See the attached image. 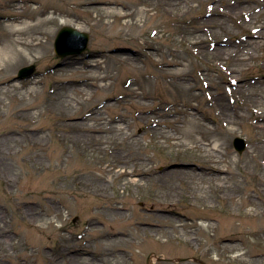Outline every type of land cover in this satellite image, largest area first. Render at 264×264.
Returning <instances> with one entry per match:
<instances>
[{"label": "rangeland", "instance_id": "1", "mask_svg": "<svg viewBox=\"0 0 264 264\" xmlns=\"http://www.w3.org/2000/svg\"><path fill=\"white\" fill-rule=\"evenodd\" d=\"M259 25L264 0H0V264H264ZM63 27L81 54H55Z\"/></svg>", "mask_w": 264, "mask_h": 264}, {"label": "bare ground", "instance_id": "2", "mask_svg": "<svg viewBox=\"0 0 264 264\" xmlns=\"http://www.w3.org/2000/svg\"><path fill=\"white\" fill-rule=\"evenodd\" d=\"M130 3L135 4L134 2H130ZM161 9H162L161 13H163L167 16L171 15V13L169 11L170 9L169 10H167L165 8H161ZM140 12H141V10H140ZM112 16H118L120 18L129 19L130 14L124 13V12L118 13V11L116 9H107L106 12L103 14L104 19L111 18ZM46 21L49 22L50 18L40 19L38 21H27L26 23H16V24L12 23V24L7 25L6 29L8 31H11V32H16V35H18L19 37L22 38L26 33H32L33 29L40 30V28L46 23ZM126 26H128V25L126 24ZM77 28L80 29V27H77ZM254 29L255 30L252 31L253 36L258 37L260 35L261 36L263 35L262 38H264V27L263 26H261V25L255 26ZM41 32H43V31H41ZM27 39L32 42V39L30 37H28ZM30 41H28L27 43H23V42H26L25 40L24 41H20V40L13 41L9 44V47L7 44V48L5 49L6 50L5 53L7 55L12 56V57L13 56L19 57L23 50L29 48ZM3 53L4 52H2V53L0 52V56ZM248 59H250V58L237 57L235 60H237L240 64H242V62H244ZM125 62H128V61L124 60L123 64ZM95 66L97 67V64H95ZM61 97H63V96H61ZM61 97L59 96V99H63ZM239 112H235V117H236V119L239 118V120H240L242 118L241 110ZM260 113H262V112H260ZM263 113H264V111H263Z\"/></svg>", "mask_w": 264, "mask_h": 264}, {"label": "water", "instance_id": "3", "mask_svg": "<svg viewBox=\"0 0 264 264\" xmlns=\"http://www.w3.org/2000/svg\"><path fill=\"white\" fill-rule=\"evenodd\" d=\"M88 43V36L70 27H63L57 34L54 42V51L57 56L80 54L85 50ZM33 67H27L19 71L18 78H27L31 75ZM234 149L242 152L245 149V143L242 139L236 138L233 141Z\"/></svg>", "mask_w": 264, "mask_h": 264}, {"label": "flooded vegetation", "instance_id": "4", "mask_svg": "<svg viewBox=\"0 0 264 264\" xmlns=\"http://www.w3.org/2000/svg\"><path fill=\"white\" fill-rule=\"evenodd\" d=\"M138 228L140 229H145V230H148V229H151V230H154L153 233L156 234V230H158L159 226L158 225H151V224H139L138 225ZM137 230V228H136ZM135 230V231H136ZM134 231V232H135ZM138 232V231H136ZM117 236H121V235H124L122 232H118V233H115ZM110 237L114 238L116 236L114 235H109ZM125 238H130L129 240V243L132 244L134 242H136L135 240H132L131 236H129L127 234V236H124ZM143 243V242H142ZM132 254H130V263L131 264H134L135 263V259L133 258L132 255H135L138 253L137 249L135 247L131 248V251H130ZM145 256L143 257V260L141 262V264H183L184 262H192L194 264H201L198 260L199 258H195V260H191L189 258H174V257H171L169 256L168 254H160L158 252V250H151V251H148L146 253L144 252H141V255H144ZM193 258V257H192ZM103 262H101L102 264Z\"/></svg>", "mask_w": 264, "mask_h": 264}]
</instances>
